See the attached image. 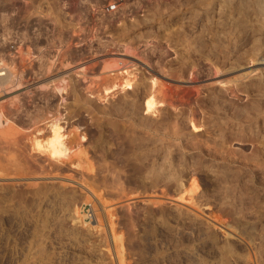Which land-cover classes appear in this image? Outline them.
I'll return each instance as SVG.
<instances>
[{"label":"rangeland","instance_id":"374dc122","mask_svg":"<svg viewBox=\"0 0 264 264\" xmlns=\"http://www.w3.org/2000/svg\"><path fill=\"white\" fill-rule=\"evenodd\" d=\"M221 1L90 0L89 22L61 18L58 57L43 43L40 67L0 93V215L23 226L25 264H264V0ZM126 97L137 118L117 112ZM54 118L61 161L33 149ZM214 118L218 158L189 148ZM148 120L167 131L136 145Z\"/></svg>","mask_w":264,"mask_h":264},{"label":"built area","instance_id":"2783aa9c","mask_svg":"<svg viewBox=\"0 0 264 264\" xmlns=\"http://www.w3.org/2000/svg\"><path fill=\"white\" fill-rule=\"evenodd\" d=\"M6 2V11L0 15V93L10 89L13 78L21 83L26 71L40 67L43 43L46 53L58 54L57 42L64 34L60 32L61 18L69 19L71 25L90 20V0H19V7L17 0ZM109 8L115 10L117 6ZM67 32L69 46L72 28ZM23 229L16 220L0 215V264H25L24 252L30 242Z\"/></svg>","mask_w":264,"mask_h":264},{"label":"bare ground","instance_id":"6f19581e","mask_svg":"<svg viewBox=\"0 0 264 264\" xmlns=\"http://www.w3.org/2000/svg\"><path fill=\"white\" fill-rule=\"evenodd\" d=\"M221 2H223V0L221 1ZM263 2V1H262ZM223 3H225V1L223 2ZM227 3V2H226ZM222 4V3H221ZM229 4V3H228ZM226 5L227 7L229 6V5ZM240 4V3H239ZM257 4V3H256ZM217 5V4H216ZM219 5V4H218ZM223 5V4H222ZM244 5V4H243ZM246 5V4H245ZM260 5V4H259ZM263 5H264V3H263ZM224 6H225V4H224ZM230 6H231V4H230ZM262 6V5H261ZM223 6H220V9H218V10H222L223 11V13H221L220 11L218 12V13H220L221 15L223 14L224 16H225V12L224 11H226V9L223 7ZM240 7V6H239ZM244 7V6H243ZM248 7V6H247ZM246 7V8H247ZM252 7V6H251ZM258 7H260V6H258ZM242 8V7H241ZM262 8H263V6H262ZM261 8V11L264 9H262ZM216 9V8H215ZM233 9V8H232ZM231 9V10H232ZM243 9V8H242ZM248 9V8H247ZM238 11H239V9H237ZM250 10V9H249ZM255 10V9H254ZM257 10H259V8L257 9ZM234 11V10H233ZM238 11H234V12H237L238 13ZM245 11H246V9H245ZM260 11V10H259ZM259 11H258V13H259ZM230 12V11H229ZM233 12V13H234ZM242 10L240 11V16H243L242 15ZM228 13V12H227ZM232 13V14H233ZM244 14H247V13H244ZM257 14V13H256ZM222 15V16H223ZM228 15V14H227ZM229 15H231V13H229ZM245 16V15H244ZM229 17V16H228ZM246 17V16H245ZM251 17V16H250ZM256 17V16H255ZM260 19V18H259ZM258 20V19H257ZM259 21H262V20H259ZM241 26V25H240ZM246 26V25H245ZM262 26V25H261ZM231 27V26H230ZM264 27V26H263ZM262 27V28H263ZM121 61V60H120ZM124 61H126V60H124ZM261 62V61H260ZM259 62V63H260ZM117 63V62H116ZM121 63V62H120ZM263 63V62H262ZM115 66H117V65H114V67ZM110 67V66H109ZM117 68V67H116ZM235 67H233L232 69H234ZM82 70V69H81ZM84 70V69H83ZM82 70V71H83ZM223 71L225 70V69H222ZM230 71V70H229ZM125 73H122L121 75H122V79H123V82L120 84V86L123 88V90H126V89H131V88H133V82H132V79H130L129 77L128 78H126L125 77V75H124ZM52 83L54 82V81H51ZM50 82V83H51ZM49 84V83H48ZM13 87V86H12ZM113 87H116V84H113L111 87H108V88H106L105 89V91L106 92H108V91H110V89H112ZM59 89V91H61V90H66V88H58ZM63 91V92H64ZM134 99V98H133ZM133 99H129V97H128V99H127V97H126V100L123 102V106L124 107H122V105L119 107H117L116 106V108H118L117 109V112L119 113V115H122V114H120V113H123V114H125V116H129V117H136L137 115H139L138 113V106H136L137 104H135L134 103V100ZM124 100V99H123ZM144 103L142 104L143 106H144V108H145V110L147 111V113H153V112H155L156 111V108H157V106L159 105V103L160 102H158L157 100H156V98H155V95H154V93H153V91L152 90H150L149 91V93L146 95V97L144 98V101H143ZM222 101H221V99L218 97V96H215L214 98H213V100H212V103H216L217 105H219L220 103H221ZM122 103V102H121ZM113 108V107H112ZM115 108V109H116ZM114 109V108H113ZM114 113H116V112H114ZM113 114V113H112ZM124 116V117H125ZM140 116V115H139ZM116 117H117V114H116ZM171 117V116H170ZM131 118V119H132ZM137 118V117H136ZM141 118V117H140ZM173 118V117H172ZM4 119H7V122L8 121H10V119H8V118H6L5 117V115L4 114H2V113H0V124H1V121H3L4 122ZM126 119V118H125ZM134 119V118H133ZM185 119V118H184ZM142 120V119H141ZM175 120V119H174ZM137 121V120H136ZM139 121V120H138ZM145 121H146V119H145ZM145 121H140L139 123L138 122H135V123H133L131 126H134V129H136V126L137 125H139L141 128H142V132L143 133H145V135L147 134L149 137L147 138L144 134V137H141V136H139L138 138L135 136L137 133L135 132L134 134L135 135H132V134H130V135H132V136H134L135 138H137V140L135 139V143H136V145L139 143V145H140V143H143V144H145L146 145V142H148L149 140L151 141L152 139H151V137L150 136H152L153 134H156V133H159V134H164L165 133V131H167V129L166 128H162V127H153L150 123H149V120H148V122H145ZM173 121V120H172ZM217 121H219V120H217ZM12 122V121H11ZM134 122V121H133ZM152 122V121H151ZM48 123V124H47ZM46 124H47V126H46V130H47V134H44L45 132V130H38L37 131V133L34 135V137H33V141H34V143H33V149L35 150V151H37V152H39V153H46L51 159H53V160H56V161H61V160H63V159H66L67 157H68V146H67V144H66V141H65V134H63V129H64V127H63V122H62V118H54V119H52L51 121H49V122H47ZM127 123V122H126ZM138 123V124H137ZM152 123H154V122H152ZM156 124V123H155ZM174 124H175V122H174ZM181 124V123H180ZM176 125V124H175ZM193 126H194V128L195 129H198L199 127L197 126V125H195V124H193ZM125 127V126H124ZM217 128H218V122H216V118H214L213 119V121L212 122H210V124L208 125V127H207V131H210V134H208L207 135V137L206 138H204V139H196V141L193 143V144H191L190 143V145H189V148L190 149H192V150H198V151H201V152H203V153H206L207 155H209L210 157H213V158H218L219 157V155L221 156V154L223 155L224 153H225V144H224V142L221 140V138H218V134H216L217 133ZM175 129V128H174ZM172 130V129H171ZM180 130V129H179ZM137 131H139V130H137ZM141 131V130H140ZM141 132V133H142ZM172 132V131H171ZM131 133V132H130ZM133 133V132H132ZM140 133V132H139ZM139 133H138V135H139ZM168 133V132H167ZM174 133V132H173ZM172 133V135H174V137L175 138H178V139H180L179 141H181V140H187V137L185 136V134L184 133H182L181 132V130L180 131H176L174 134ZM211 133H213L214 135L212 136V134ZM170 134V133H169ZM157 135V134H156ZM187 135V134H186ZM166 136V135H165ZM168 136V135H167ZM122 137V136H121ZM155 138H156V136H155ZM164 138V137H163ZM169 138H171V137H169ZM190 138V137H189ZM188 138V139H189ZM81 139L82 140H85V137L83 136V137H81ZM131 139V138H130ZM157 139V138H156ZM155 139V140H156ZM154 140V139H153ZM154 140V141H155ZM158 140H160L159 139V137H158ZM165 140H167V139H165ZM165 140H163V142H162V145H163V143L164 142H166ZM190 140V139H189ZM153 141V142H154ZM156 143H157V141H155ZM187 142V141H186ZM131 143V142H130ZM181 143H183L182 141H181ZM131 146L133 145V144H130ZM152 145V144H151ZM154 145H155V143H154ZM158 145H159V143H158ZM165 145V144H164ZM171 145H172V142H171ZM188 145V144H187ZM186 145V146H187ZM143 146V145H142ZM160 146V145H159ZM168 147H169V145H167ZM150 147V146H149ZM153 146H151V148H152ZM161 147V146H160ZM163 147V146H162ZM161 147V148H162ZM165 147V146H164ZM171 147V146H170ZM155 148H157V145H155V147H154V151H155ZM146 149V148H145ZM163 149V148H162ZM138 150V149H137ZM141 150V149H140ZM139 150V151H140ZM149 150H151V149H149ZM153 150V149H152ZM171 150V149H170ZM169 150V151H170ZM136 151V150H135ZM143 151V153H145L146 154V152L147 151H145L144 152V150H141V152ZM138 151H136V153H137ZM140 152V153H141ZM156 152H157V150H156ZM142 153V154H143ZM150 153V152H149ZM153 153V152H152ZM135 154V153H134ZM144 155V154H143ZM150 155H151V153H150ZM153 155V154H152ZM138 156V155H137ZM145 156V155H144ZM158 156V155H157ZM150 157V156H149ZM152 157V156H151ZM141 158H142V155H141ZM145 158V157H144ZM143 158V159H144ZM138 159V158H137ZM143 159H142V161H143ZM149 159H151V158H149ZM81 161V160H80ZM141 161V162H142ZM146 161V160H145ZM144 161V162H145ZM148 162H150L151 163V161H148ZM143 164V163H142ZM145 166H146V164H145ZM78 167V166H77ZM148 167V166H147ZM149 168V167H148ZM153 170V169H152ZM151 170V171H152ZM160 170V169H159ZM150 171V170H149ZM150 171V172H151ZM163 171V170H162ZM149 172V173H150ZM147 173H148V171H147ZM148 173V174H149ZM152 174H153V172H151ZM156 173H158V172H156ZM164 174V173H163ZM158 175V174H157ZM153 176V175H152ZM159 176V175H158ZM164 176V175H163ZM166 176V175H165ZM146 177V176H145ZM155 177V176H154ZM167 177H169V176H167ZM166 177V178H167ZM164 178V177H163ZM158 179H160V178H158ZM162 180H164V179H162ZM80 186H82V187H84V188H86V191H87V187H85V185L83 186L82 184H80V183H78ZM81 187V188H82ZM98 195V194H97ZM96 195V193H94V191H92V190H89L88 189V196L90 197V198H92V199H94V200H96L98 203L100 202V198H98L99 196H97ZM101 203V202H100ZM85 220H88L87 219V217L85 218Z\"/></svg>","mask_w":264,"mask_h":264}]
</instances>
